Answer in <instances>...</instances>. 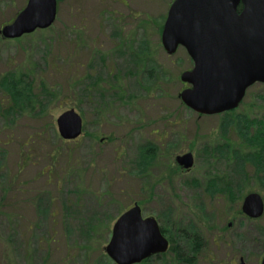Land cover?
I'll use <instances>...</instances> for the list:
<instances>
[{
    "label": "rangeland",
    "instance_id": "1",
    "mask_svg": "<svg viewBox=\"0 0 264 264\" xmlns=\"http://www.w3.org/2000/svg\"><path fill=\"white\" fill-rule=\"evenodd\" d=\"M173 1L62 0L51 29L17 42L0 35V79L31 71L46 114L9 115L0 101V264H114L103 248L134 203L190 264L260 263L264 214L249 220L241 205L249 193L264 202V183L236 157L264 126V85L230 112L185 107L180 74L192 61L181 47L167 55L160 40ZM26 2L0 0V29ZM69 109L83 132L66 142L55 121ZM145 147L153 160L143 167ZM187 151L194 164L180 174L174 157ZM140 264L189 263L167 254Z\"/></svg>",
    "mask_w": 264,
    "mask_h": 264
},
{
    "label": "water",
    "instance_id": "2",
    "mask_svg": "<svg viewBox=\"0 0 264 264\" xmlns=\"http://www.w3.org/2000/svg\"><path fill=\"white\" fill-rule=\"evenodd\" d=\"M56 14L57 0H27L12 23L0 29V35L10 40L46 30ZM160 40L167 55L181 47L192 61V69L180 74L187 87L178 98L198 115L233 111L252 85H264V0H174ZM55 123L64 141L75 140L83 132L82 118L73 109L60 114ZM175 162L184 170L194 164L191 153L176 156ZM241 212L250 219L262 217L261 196L246 195ZM168 248L157 221L142 217L141 208L134 204L112 225L103 251L114 264H140ZM239 264L245 263L241 259Z\"/></svg>",
    "mask_w": 264,
    "mask_h": 264
},
{
    "label": "trees",
    "instance_id": "3",
    "mask_svg": "<svg viewBox=\"0 0 264 264\" xmlns=\"http://www.w3.org/2000/svg\"><path fill=\"white\" fill-rule=\"evenodd\" d=\"M61 1L62 0H57V5L61 3ZM239 9L240 7L238 8V10ZM15 41L17 42L18 40ZM33 91L34 88H33L31 71L25 73L18 72L17 74L9 73L8 75L3 76V78L0 79V93L2 94V97H0V101L2 103L5 102L4 104L5 109L3 110L6 112V114L10 115V113L13 112L23 113L22 110H25L27 107H29V110L33 111L35 106H37L38 111L34 113L33 112H28V113H32L35 117L46 115L45 112H43V106L41 102L39 105L35 104L34 100H36L37 97ZM3 96L5 99H3ZM50 125L51 123H46V127L49 128ZM259 126L260 125L253 126L255 128V131L252 134H250L251 136L246 140L249 146L253 148V151L250 152L249 154L248 153L245 154V156L243 157H240L238 155L236 159L239 161L240 167L242 166L241 163L244 164L246 163L252 166L255 172L254 177L257 178L261 183H264V126L263 125H261L260 127ZM247 128L248 127L245 126L239 130L243 131V133L245 134L244 130ZM139 159L143 167H146L150 163V161L153 160V155L150 154L149 148L145 147L144 149L140 150ZM215 190L216 189L212 191L214 192ZM161 231L164 235L167 232L166 229L163 228H161ZM168 241L170 244L168 252L163 255L156 256V258H162L167 254H173L174 260L177 263L185 262L190 264L191 259L183 260L181 257L180 250L175 245H171L170 240ZM191 246L193 248V253L197 254L201 247V240L198 239V237L194 238L193 242H191ZM145 261L143 262L145 263Z\"/></svg>",
    "mask_w": 264,
    "mask_h": 264
},
{
    "label": "flooded vegetation",
    "instance_id": "4",
    "mask_svg": "<svg viewBox=\"0 0 264 264\" xmlns=\"http://www.w3.org/2000/svg\"><path fill=\"white\" fill-rule=\"evenodd\" d=\"M188 152V151H187ZM186 152V153H187ZM175 158H176V156L174 157V160H175ZM176 166H177V169L179 170V172H180V174H188L189 173V171H191V170H184L183 168H181V167H179L177 164H176ZM158 185V184H157ZM230 226V225H229Z\"/></svg>",
    "mask_w": 264,
    "mask_h": 264
}]
</instances>
